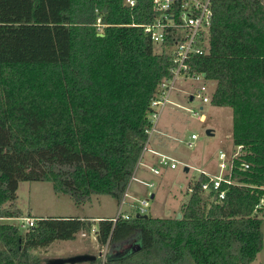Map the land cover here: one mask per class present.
Returning <instances> with one entry per match:
<instances>
[{"label":"trees","instance_id":"obj_1","mask_svg":"<svg viewBox=\"0 0 264 264\" xmlns=\"http://www.w3.org/2000/svg\"><path fill=\"white\" fill-rule=\"evenodd\" d=\"M214 11L210 52L192 69L215 82L210 104L232 111V144L246 149L234 163L236 184L212 202L200 175L180 219L99 220L101 248L137 238L105 264H252L262 249L264 3L215 0ZM153 19L152 0L133 9L123 0H0V219L21 217L22 182L50 183L80 205L93 196L121 202L147 140L149 102L169 68L140 27ZM92 226L39 218L21 235L0 224V264H36L30 251Z\"/></svg>","mask_w":264,"mask_h":264},{"label":"rangeland","instance_id":"obj_2","mask_svg":"<svg viewBox=\"0 0 264 264\" xmlns=\"http://www.w3.org/2000/svg\"><path fill=\"white\" fill-rule=\"evenodd\" d=\"M261 1L264 3V0ZM153 49L154 53H161L159 46L153 45ZM200 85V82L190 80L177 82L176 90L170 96L176 107L167 106L163 109L157 124V133L153 134L149 145L150 149L161 151V154L173 159L177 167L171 170L169 167L160 166L155 156L145 152L133 175L137 180L152 183L153 187L148 189L131 179L128 185L130 197L125 200L121 210L120 205L108 196H93L90 202L80 205L74 203L68 196L55 194L50 183L22 182L17 190L16 201L21 217L0 219V224H9L19 228L21 218L39 219L41 215H46L43 217H87L93 222L89 235L85 234L81 237V234H78L73 241L56 240L46 248L30 251V259H36V264H50L48 263L50 261L70 259L79 252L99 258L102 252H106L107 255H123L132 250L137 238L130 242L116 244L108 250L105 247L101 248L93 232L98 227V218H116L120 212L135 215L133 205H136V202L134 199H145L148 194L154 197L149 202L145 217L177 218L187 203L191 188L200 177L201 171L210 175H218L219 152L229 156L234 149L231 139L227 138L232 132L231 109L214 107L210 103L202 104L198 99L189 100V96L194 94ZM206 85L208 95L213 93L215 82H207ZM200 107L203 108L200 112L204 115L203 122L198 121L188 112V110H198ZM192 134L196 135L197 139L193 147L188 148L186 143L190 141ZM158 137L164 141L165 147L157 149V146H153L154 139ZM153 167L158 168L159 175L150 173V168ZM186 167L187 170H185ZM260 218L262 219L263 244L252 264H264V217ZM25 232L26 230L19 229L21 235ZM1 249L3 245L0 242ZM75 249L78 251H74Z\"/></svg>","mask_w":264,"mask_h":264},{"label":"built area","instance_id":"obj_3","mask_svg":"<svg viewBox=\"0 0 264 264\" xmlns=\"http://www.w3.org/2000/svg\"><path fill=\"white\" fill-rule=\"evenodd\" d=\"M137 4L138 0H123V6L129 9L135 8ZM214 5L215 0H152L153 22L147 25H140L151 43L161 48L160 55L166 57L169 63L166 77L157 84L154 96L149 102L148 121L150 127L145 131L147 140L142 156L145 152H148L157 158L158 165L169 167L171 170L177 167L176 162L170 157L150 149L149 145L153 134L157 133V124L163 109L167 106L176 107V104L171 101L170 96L176 90V84L179 80L200 82L201 85L196 89L194 94L189 96V100L192 98L191 101L198 99L202 104L210 103L213 93L208 95L206 83L211 81L206 80L205 74L192 69V62L194 58L205 56L210 52L211 28L215 15ZM101 28L102 26L97 24L98 33L102 32ZM202 110L203 108L200 107L198 110H188V112L196 117L198 121L203 122L205 119L204 115L200 113ZM196 139V135L192 134L186 146L192 148ZM245 155L246 149L243 146H234L229 156L223 152H219V174L210 175L201 171L200 175L207 177V181L200 185L201 193L210 196L212 202H222L226 193L222 187L224 185L232 186L236 184L231 179L235 160ZM248 167L247 164L241 165V169L243 170H246ZM150 173L159 175V170L153 167L150 168ZM131 179L148 189L153 187L152 183L137 180L134 175ZM129 197L127 188L119 203L120 210L124 206L125 200ZM151 198L152 195L148 194L145 199H134L136 205H133V208L136 214H122L119 211L120 213H118L117 217L112 218V222L115 223L118 219L128 220L132 216H144ZM263 199L264 196L256 206V209L264 206ZM20 222L19 229L28 230L35 226L37 219L32 217L21 218ZM93 232L96 234V231ZM80 234L81 237L85 236L84 233ZM105 248L108 250V247ZM106 256V252L99 254V264H105Z\"/></svg>","mask_w":264,"mask_h":264},{"label":"water","instance_id":"obj_4","mask_svg":"<svg viewBox=\"0 0 264 264\" xmlns=\"http://www.w3.org/2000/svg\"><path fill=\"white\" fill-rule=\"evenodd\" d=\"M98 36L103 37V34L99 33ZM190 100H192V98H190ZM207 134L210 135V132L207 131ZM188 168L186 167L185 170H187ZM145 217V216H143ZM181 218V214H179L177 216V219ZM138 247V246H137ZM96 260L95 256L92 255H78V256H74L70 259H58V260H54L52 262V264H81V263H88V262H94Z\"/></svg>","mask_w":264,"mask_h":264},{"label":"crops","instance_id":"obj_5","mask_svg":"<svg viewBox=\"0 0 264 264\" xmlns=\"http://www.w3.org/2000/svg\"><path fill=\"white\" fill-rule=\"evenodd\" d=\"M191 101V100H190ZM227 138L231 139V135H229ZM153 146H157V149H160V148H163L165 147V143L163 140H161V138H155L154 139V142H153ZM156 149V150H157ZM154 150V149H153ZM158 152V151H157ZM161 153V151H159ZM163 154V153H162ZM154 197V195H152V198ZM151 198V199H152ZM42 217H39V218H48V217H43V216H46V215H41ZM68 217H72V216H64V217H55V218H68ZM75 218H80V219H88L87 217H75ZM101 219H106V218H98V220H101ZM108 219H112V218H108ZM87 249V248H86ZM74 251H78L77 249H75ZM84 251H85V248H84ZM77 255H74V256H78V255H85L84 252H79V253H76Z\"/></svg>","mask_w":264,"mask_h":264},{"label":"flooded vegetation","instance_id":"obj_6","mask_svg":"<svg viewBox=\"0 0 264 264\" xmlns=\"http://www.w3.org/2000/svg\"><path fill=\"white\" fill-rule=\"evenodd\" d=\"M48 263L52 264V261H50V262H48Z\"/></svg>","mask_w":264,"mask_h":264}]
</instances>
